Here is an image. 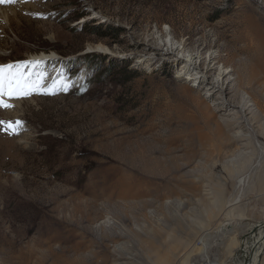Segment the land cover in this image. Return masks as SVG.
Returning <instances> with one entry per match:
<instances>
[{"label":"rangeland","instance_id":"374dc122","mask_svg":"<svg viewBox=\"0 0 264 264\" xmlns=\"http://www.w3.org/2000/svg\"><path fill=\"white\" fill-rule=\"evenodd\" d=\"M14 1L5 88L9 65L35 86L0 107L22 122L0 125V264H236L264 225L263 72L236 93L220 64L183 67L234 48L264 0ZM98 45L111 53L83 55ZM256 53L218 55L238 79Z\"/></svg>","mask_w":264,"mask_h":264},{"label":"bare ground","instance_id":"6f19581e","mask_svg":"<svg viewBox=\"0 0 264 264\" xmlns=\"http://www.w3.org/2000/svg\"><path fill=\"white\" fill-rule=\"evenodd\" d=\"M15 2V1H14ZM9 2L5 0V2L0 3V20L2 21V26L0 27L1 29H5V25L11 24L12 23V19H14L15 17L18 16V10H15V7H7V8H3V5H7ZM11 5V4H10ZM19 6V5H18ZM23 7V6H20ZM25 9H29V5H24ZM250 8V7H249ZM259 8V7H258ZM241 9H245L247 10L246 6H242ZM21 10H23V8H21ZM232 10L235 11V9L233 8V6H229L228 8V12H231ZM249 14L248 16H242V20L240 22V24L237 26L236 29V34H237V41L234 44V48L231 47H225L224 50L222 51H215L214 50V46L213 45H206L204 46V48L199 51H197V55L199 56H203V50L208 49L209 53H207L208 58L202 60L200 63V65L198 64V62H185L183 69H186L187 75H191L193 74V72L195 73L194 75H197L196 71H199V69H202V67H206L205 70L207 72V74H211L213 76L215 70H216V66L218 64H220L221 68L219 71V80L220 82L222 81V83L226 84V82H229V84L234 82V87L233 90L237 92H239V90H241L245 85H250L257 80V76H255V68L260 69L261 72H263V76H264V15H259L256 12L248 10ZM17 12V13H16ZM103 21V20H102ZM5 24V25H4ZM170 38H171V46L174 48L173 46V40L172 39V33L169 34ZM176 37V36H175ZM167 45V44H166ZM186 45V44H185ZM182 46V49L178 48L176 51V53L178 54H189V55H193L194 52L188 51L186 49V46H183V44H180V47ZM213 46V47H212ZM256 50V56L253 57V61L255 63V65L252 68H247L246 70H241V74H239L238 72V79H232V72L233 70L229 71V65L228 62H224V60H220L219 57V53L221 52H227L230 55H237V54H242V53H247L250 50ZM170 52V51H169ZM172 52L169 53V57L170 59L173 57H176L177 55ZM109 54L111 53L110 50H107V48L105 46L102 45H98L96 47H92L90 46L88 48V50L83 53V55H88V54ZM58 56L55 53H50V54H42V55H37V57L33 58V61H38L41 62L43 61H47V62H56V60H58ZM199 59H202L201 57H198ZM192 60V58H191ZM241 66H244V64L241 62ZM253 71V74L249 77L247 76V80H246V75L248 73V71ZM204 75H202L200 77L199 80V84L201 86H203L204 88H210L213 92H216L217 88L216 86H211V85H207L205 84V79L203 78ZM229 76V78L227 79V77ZM198 78V77H197ZM223 92V91H222ZM241 92V91H240ZM239 92V93H240ZM257 96V94H256ZM243 99V98H242ZM12 102V101H11ZM15 102V101H14ZM22 103L21 101L17 102L15 109L13 111H7L5 114L11 118H17L18 111L17 109L19 107H22ZM13 109V108H12ZM250 109V108H248ZM256 119V118H255ZM24 140V138H23ZM259 229H262V233H260L261 237L258 238L255 236V241L252 243L251 240L246 239L243 240V249H245L244 252H241L239 254H237L236 256H234V261L236 262V264H259L260 260L259 258L261 257V255L264 252V225H262ZM250 242V243H248ZM250 244H253L252 246ZM248 248V249H247ZM245 258V259H243ZM163 259V258H162ZM161 259V260H162ZM165 259V257H164ZM163 259V260H164ZM167 259V258H166ZM242 259V260H241ZM169 261V260H168ZM162 262V261H161ZM213 264V263H210Z\"/></svg>","mask_w":264,"mask_h":264},{"label":"snow or ice","instance_id":"6c2138e0","mask_svg":"<svg viewBox=\"0 0 264 264\" xmlns=\"http://www.w3.org/2000/svg\"><path fill=\"white\" fill-rule=\"evenodd\" d=\"M3 2H5V0H0V3ZM8 2L11 3L14 2V0H8ZM13 67L14 66L11 65L7 66L9 78H7V87L5 88V80H6L5 66H0V107H5V108L11 107V105L5 104L3 100V96L6 91L9 92V94H11V90L13 88L23 90L27 88L29 85L35 86L34 83L27 78L26 74L19 73L18 71L13 73ZM21 123L22 122L20 121H16V122L0 121V125H5V124L8 125L13 132L16 131V129L12 127L13 124L18 126Z\"/></svg>","mask_w":264,"mask_h":264}]
</instances>
